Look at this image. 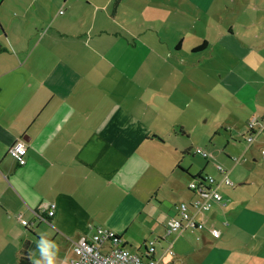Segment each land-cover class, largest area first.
Instances as JSON below:
<instances>
[{"label":"crops","instance_id":"crops-1","mask_svg":"<svg viewBox=\"0 0 264 264\" xmlns=\"http://www.w3.org/2000/svg\"><path fill=\"white\" fill-rule=\"evenodd\" d=\"M123 7L140 14L148 4L0 0V264H17L25 241L30 242L32 264H72L74 243L82 236L89 238L97 226L113 229L118 236L123 230L119 243L133 253L143 252L153 241L159 264H186L188 259L223 264L243 254L236 248L250 252L248 264H264V233L260 234L264 214L252 202L256 191L250 193L243 186L221 189L222 202L198 217L205 226L191 234L197 239L199 233L203 247L191 248L190 239L180 238L184 232L173 238L166 235L168 221L179 217L178 205L197 198L188 187L191 176L212 175L208 163L192 169L191 159L198 153L190 154L197 120L200 123L204 116L207 123L210 115L203 103L209 92L196 88L212 90L208 62L219 66L216 80L224 101L223 115L213 119L214 125L235 140L232 129L248 127L254 119L245 135L253 140L246 141L243 153L256 161L253 145L260 142L258 153L264 156V141L259 140L264 139V10H241L228 23V31L220 35L217 58H207L208 40H203L191 45L194 52L205 43L195 51H204L200 56L190 52L177 63L172 46L167 45L164 57L155 53L159 38L151 40V48L143 43L148 32L143 14L137 24L120 21L127 15ZM183 42L180 39L174 48L182 50ZM117 49L126 56H117ZM195 76L206 84L194 82ZM121 79L128 86L123 92L128 108L116 115V82ZM101 97L107 104H101ZM143 97L149 98L146 107L156 113L151 101L159 104L156 122H145L141 117L147 111L128 105L129 99L139 103ZM204 133L205 142L210 131ZM19 140L26 144L23 165L8 154ZM204 159L209 160L208 153ZM150 172L159 174V184H154L159 187L157 203L150 202L151 194L136 192L143 189L140 177ZM148 201L159 205L156 226L142 216ZM51 204L53 214L48 216ZM123 204L130 210L116 208ZM135 220L137 235H127ZM210 228L218 229L219 236H212ZM231 238H236V245L229 243ZM170 241L176 247L172 255L164 252Z\"/></svg>","mask_w":264,"mask_h":264},{"label":"rangeland","instance_id":"rangeland-1","mask_svg":"<svg viewBox=\"0 0 264 264\" xmlns=\"http://www.w3.org/2000/svg\"><path fill=\"white\" fill-rule=\"evenodd\" d=\"M147 4V9L143 10L142 8L140 14L134 9L129 11L125 7H123L122 11L127 15H124V18L120 21L124 20L132 24H137V22L140 21V15L143 14V24L148 27V32L143 37V43L151 48V40L156 41L159 38L158 49L155 50V53L158 56L161 53V56L164 57L167 45L172 46V53H175L177 55V57L174 58L175 61H177L181 57L189 56L191 52V45L195 41L201 42L203 40H208L209 48L207 49V52L209 53L207 54V58H217L219 56L220 49L219 42L221 43L220 35L222 32L225 33L226 31H228V23L237 18L236 16L241 10H243L244 12L251 11L253 10L252 8H262V10H264V0H147ZM180 39H184L185 42H183L182 50L179 51L178 49L174 48V43H176ZM228 40L232 41V37H228ZM143 51L144 47L142 50H140V52L143 54ZM123 52V49H117V56H119L121 59L126 56V54H123ZM203 52L204 51L191 53L193 56H200ZM142 54H139V56ZM179 61H177V63H179ZM200 68L201 66L197 67V70ZM206 68H210L212 72L213 80L212 84L210 85V87H212V90L207 87L201 88L198 85L196 88L197 90L205 91L206 94L209 92V96L205 98L203 103L206 105L210 115L207 123H204V116L200 118V123L197 120L194 129V141L191 142L193 143V145L190 154H192L193 151L197 148H200L208 153L209 160L206 161V159H204V157L199 154L193 156L191 159L194 165L192 169H194L200 163H202V165H206L208 163L209 172L214 175L213 177L215 179L219 180L220 176H217V174L215 173L214 166H221L226 172L229 171L228 177L233 185L232 187H220L219 191L221 189L232 190V188H236L239 186L245 187L249 190V192L256 191V198H253L252 202L257 203L259 205L257 206L258 209H260L264 214V156L258 153L260 142L258 144L255 142L253 145L254 148L257 147V151L255 150V158L257 160L254 161V157L250 156L249 154L244 156L243 153L245 148L248 146L245 140L247 129H249L248 127L244 126L242 128L232 129V136L235 137V140H231L228 138L223 128L214 125L215 122L213 121V119L216 120L218 118H221L223 115V113L221 112V110H223L224 103V101H221V96H223V94H221L222 90L219 85L220 82L219 80H216V78L219 79L220 72L218 71L219 66L217 64H210L208 62ZM158 73L161 72L158 71ZM192 80L194 82H197L198 84H206L205 82H198L196 76L194 79L192 78ZM215 81H217L216 84L214 83ZM213 85H216L217 89H215ZM189 86L193 87V83H190ZM127 87L128 86L125 85L123 79L117 80L115 103L116 115L119 112L118 110H120L122 107L125 106L128 108L126 104L128 99L127 97H123V92L125 89H127ZM153 88L154 87L152 86L149 87V94H151ZM196 99L197 100L195 103V107L198 109L200 100L198 98ZM226 99L228 100V97ZM129 101L130 104L128 105H130V107L135 111L140 112V108H142L143 111H147L141 117V119L145 122L151 123L159 120V104H157L155 101H151V104L158 108L157 113L155 109L151 108L149 105L148 107H146L149 102V98L143 97L142 102L139 101V103L138 99L135 100V103H131L130 99ZM157 101H159V96ZM100 102L101 104H107V100L105 99L104 102V99L102 97ZM231 103L234 104L233 102ZM135 111L133 115L135 118L139 119V117L136 116L138 114ZM214 116L215 118H212ZM226 116L228 115L226 114ZM205 131H210V139H206L204 142L203 138L205 136ZM259 140L264 141L262 137H260ZM188 141H191V139H189ZM140 179H142L143 182V189L134 191L139 192L142 195L151 194L150 202L152 203H157L155 202V200L156 196H158L157 201L159 202V187L157 186L156 188H154L155 182L159 184V174L150 172L146 176H141ZM144 185L148 186V189H151V191L148 192ZM165 206H167L168 210H170V207L169 205H167V203L165 204ZM116 208H119V210L121 211L130 210V208H127L124 204L116 206ZM142 216H145L150 224H157L159 222V205L153 206L148 201L147 205H145V207L142 209ZM216 222L217 227L220 228V220L218 219L216 220ZM135 226H137L136 220L133 222V224H130L128 226L127 235H137L136 233H134L133 227ZM261 229L262 232L260 234H263L264 225L261 226ZM110 230L116 232L113 229ZM120 231L121 232L118 233L123 238V230ZM191 231L192 230L190 229L188 231H185L183 234H181L180 238L184 237L190 239L188 245H190V247L193 249L203 247L202 239L200 238L199 233H196V235L198 236L196 239L195 234H191ZM229 243H231V245H236V238H233ZM175 248L176 247H174L173 245V251ZM132 250L134 251V249ZM237 251L243 252V254L238 253L235 258L231 259V262L228 261L224 262L223 264H248L249 261H252V259H250L248 255V253L250 252H247L245 248H236V252ZM186 264L196 263H192V261L188 259L186 261Z\"/></svg>","mask_w":264,"mask_h":264},{"label":"built area","instance_id":"built-area-1","mask_svg":"<svg viewBox=\"0 0 264 264\" xmlns=\"http://www.w3.org/2000/svg\"><path fill=\"white\" fill-rule=\"evenodd\" d=\"M63 11L59 10L61 14ZM255 120L248 122V127L251 129ZM253 136L248 134L246 141L251 143ZM196 153L203 157H207V152L200 148L196 149ZM264 153V150H262ZM8 154L19 164H25L26 144L24 141H17L8 149ZM217 169L222 176L219 180L211 175L201 176L202 182L191 181L188 185L189 189L197 194V198L192 203H180L178 205V218H171L166 225V235L170 237L178 236L179 234L190 230L202 229L205 224L198 217L209 212L214 204L221 203L220 187H230L233 183L229 180L228 172L221 166ZM225 205V203H222ZM54 204L50 205V210L47 211L48 216L53 214ZM23 225L27 224L26 220H22ZM210 233L214 237H218L220 232L216 228H210ZM117 234L104 227H94L92 235L87 238L82 236L73 245L72 264H159V260L154 256L153 241L148 242V256L144 254L133 253L129 249L120 245V240L117 239ZM173 242L167 245L164 252L172 255Z\"/></svg>","mask_w":264,"mask_h":264},{"label":"trees","instance_id":"trees-1","mask_svg":"<svg viewBox=\"0 0 264 264\" xmlns=\"http://www.w3.org/2000/svg\"><path fill=\"white\" fill-rule=\"evenodd\" d=\"M204 46H205V43H202L201 45L195 47L192 51L195 52V51L202 50ZM175 168L178 170H181V167L179 165H177ZM191 177L193 181L198 182L199 184L202 182L201 175H196V176H191ZM120 238H121L120 236H117V239L120 240ZM143 246L144 245H142V249H143ZM29 247H30V242L25 241L24 243H22L18 251L19 253H18L17 264H32L31 258H30L31 253L29 251ZM172 250H173V246H172ZM146 252H147V247L145 246V250L143 249V252L138 253V254H144L145 256H148Z\"/></svg>","mask_w":264,"mask_h":264},{"label":"water","instance_id":"water-1","mask_svg":"<svg viewBox=\"0 0 264 264\" xmlns=\"http://www.w3.org/2000/svg\"><path fill=\"white\" fill-rule=\"evenodd\" d=\"M33 245H34L33 247H35V244H33ZM31 250L33 251V248Z\"/></svg>","mask_w":264,"mask_h":264}]
</instances>
